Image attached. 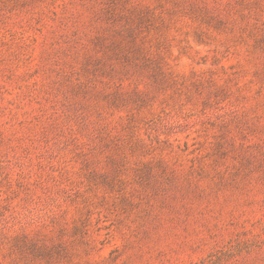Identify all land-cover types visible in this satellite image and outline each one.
I'll return each mask as SVG.
<instances>
[{
    "label": "rangeland",
    "instance_id": "obj_1",
    "mask_svg": "<svg viewBox=\"0 0 264 264\" xmlns=\"http://www.w3.org/2000/svg\"><path fill=\"white\" fill-rule=\"evenodd\" d=\"M0 264H264V0H0Z\"/></svg>",
    "mask_w": 264,
    "mask_h": 264
}]
</instances>
